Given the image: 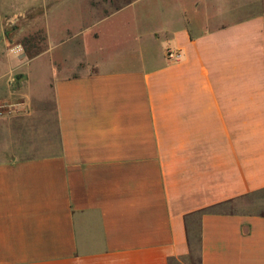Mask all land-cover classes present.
Listing matches in <instances>:
<instances>
[{
    "label": "crops",
    "instance_id": "0c3cea01",
    "mask_svg": "<svg viewBox=\"0 0 264 264\" xmlns=\"http://www.w3.org/2000/svg\"><path fill=\"white\" fill-rule=\"evenodd\" d=\"M148 1L153 58L98 63L66 26L82 56L35 97L22 65L42 51L6 31L46 0H0V264H170L192 227L199 264H264V214L225 208L264 189V9Z\"/></svg>",
    "mask_w": 264,
    "mask_h": 264
},
{
    "label": "rangeland",
    "instance_id": "374dc122",
    "mask_svg": "<svg viewBox=\"0 0 264 264\" xmlns=\"http://www.w3.org/2000/svg\"><path fill=\"white\" fill-rule=\"evenodd\" d=\"M131 1L133 0H46L44 6L40 5L23 20H17L13 27L6 31L9 37L12 34L18 44L15 46L16 51L22 48L28 54L42 51L36 58L22 65V70L31 74L27 89L33 91L35 97H40L44 91L48 93V82L58 71L61 74V68L57 69V66L62 64L60 59L66 58L69 61L68 67H74L76 59L82 56L81 45L68 41L65 44H57L66 26L71 29L86 26L85 57L98 63L112 59L135 62L142 59L149 61L153 58L156 55V46L145 34L148 28L155 24V16L151 9L154 4L150 1L139 2L129 10L97 21ZM166 1L168 2L166 6L175 12L182 7L194 9L195 0ZM62 2L63 4L57 5ZM55 5L57 7L53 8ZM86 7L95 12L94 15L89 13ZM196 8L197 10L206 8L208 14L216 15L210 18L212 21L231 20L263 10L264 0H196ZM93 32L99 35L96 37L92 35ZM138 32L145 35L139 38ZM19 55L20 53H15L16 57ZM80 70L81 66L78 68V71ZM225 208L264 214V189L244 195L227 204ZM190 242V253L183 258L173 259L171 264H199V239L195 227L190 231Z\"/></svg>",
    "mask_w": 264,
    "mask_h": 264
},
{
    "label": "built area",
    "instance_id": "2783aa9c",
    "mask_svg": "<svg viewBox=\"0 0 264 264\" xmlns=\"http://www.w3.org/2000/svg\"><path fill=\"white\" fill-rule=\"evenodd\" d=\"M166 55L170 60L173 61L179 60L182 56L181 52L174 49H167Z\"/></svg>",
    "mask_w": 264,
    "mask_h": 264
},
{
    "label": "trees",
    "instance_id": "16d2710c",
    "mask_svg": "<svg viewBox=\"0 0 264 264\" xmlns=\"http://www.w3.org/2000/svg\"><path fill=\"white\" fill-rule=\"evenodd\" d=\"M170 264H171V261H170Z\"/></svg>",
    "mask_w": 264,
    "mask_h": 264
}]
</instances>
